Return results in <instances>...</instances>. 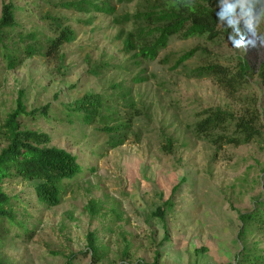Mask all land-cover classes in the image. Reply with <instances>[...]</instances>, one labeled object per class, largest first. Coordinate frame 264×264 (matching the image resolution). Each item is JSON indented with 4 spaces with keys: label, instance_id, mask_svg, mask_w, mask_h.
Instances as JSON below:
<instances>
[{
    "label": "rangeland",
    "instance_id": "1",
    "mask_svg": "<svg viewBox=\"0 0 264 264\" xmlns=\"http://www.w3.org/2000/svg\"><path fill=\"white\" fill-rule=\"evenodd\" d=\"M27 1L0 0V15L3 4L23 6ZM98 1L108 2L118 15L134 12L133 4ZM60 14L77 34L76 41L62 51L67 59L61 69L39 58L27 59L14 70L5 69L0 61V125L15 109L20 92L26 112L49 105L51 121L22 118L20 124L46 133L51 146L75 156L84 175L56 207L42 206L29 183L2 184L7 196L30 213L29 219L20 215L17 219L27 218L28 228L33 224L35 228L28 239L18 240L11 239L18 232L11 227L0 249V262L66 264L68 256L74 255V264H93L88 245L96 239L104 251L97 264H234L241 251L238 217L251 212L257 201L264 202V86L259 77L264 23L248 24L238 48L229 41L206 45L194 39L171 40L156 61L142 62L138 68L119 53L110 17ZM24 18L19 15V22L24 23ZM196 46H207L214 60L227 63L241 57L253 65L254 73L240 97L255 98L262 129L259 140L217 150L191 138L188 127L196 113L220 107L238 114L243 109L242 99L228 97L210 80L186 78L173 63L161 61L165 55L173 60ZM86 56L91 63L102 61L121 69L108 67L95 78L88 75ZM198 60L194 58L187 67ZM114 83L132 89L135 110L126 106L122 112L135 119L134 133L125 145L105 150L106 139L65 122L63 105ZM166 137L172 141L168 154L162 151ZM5 147L0 139V152ZM158 209L161 215L156 214ZM127 247L130 260L119 259Z\"/></svg>",
    "mask_w": 264,
    "mask_h": 264
},
{
    "label": "trees",
    "instance_id": "2",
    "mask_svg": "<svg viewBox=\"0 0 264 264\" xmlns=\"http://www.w3.org/2000/svg\"><path fill=\"white\" fill-rule=\"evenodd\" d=\"M119 3L133 4L134 12L118 15L108 2L98 0H28L23 6L11 2L3 4L0 15V61L5 69L14 70L27 59L39 58L46 65L57 64L61 69L67 59L62 51L77 37L66 17L60 14L63 12L110 17L117 30L115 39L121 47L119 53L129 57L133 66L138 68L142 62L156 61L167 50L171 40L194 39L206 45H220L229 41L228 32L231 30H225L216 15L219 0H191L190 3L189 0H119ZM19 15L25 17L24 23L19 22ZM208 52L207 46H196L173 60L170 55H165L161 61L173 63L174 69L183 70L186 78L210 80L228 97L242 99L243 109L237 114L220 107L207 108L194 115L188 133L194 140L217 150L226 146H245L259 140L262 129L255 98L240 97L246 89L248 77L254 73L253 65L241 57L227 63L220 62L209 57ZM194 58L199 60L188 68L187 63ZM84 61L89 65L88 75L95 78L100 77L108 67L121 69L107 62L91 63L88 56ZM259 77L264 86L263 63L259 67ZM133 82L141 81L134 79ZM131 91V88L124 87V83H114L98 94H88L72 105H63L65 122L89 129L106 139L103 143L105 150L123 146L134 133L132 127L135 119L122 112L126 106L135 110ZM40 117L51 121L50 106L26 112L25 97L20 92L15 109L0 125V139L6 143L0 152V249L4 247L6 234L11 227L18 230L11 239L18 240L28 239L35 228L34 224L31 228L27 226L26 220L30 218L28 210L20 209L21 205H16V200L3 191L1 186L5 181L19 180L31 184L42 206L56 207L66 190L71 191V187L84 175L75 156L51 146L46 133L26 129L20 124L22 118L36 121ZM171 149V138L166 137L162 151L168 154ZM176 190L177 187L173 188V191ZM166 206L172 207L169 202H166ZM156 214L161 215V209ZM17 215L27 218L21 222ZM238 219L241 225L237 239L241 242V251L235 257L234 264H264V246H261L264 245V202L257 201L251 212L240 214ZM88 246L93 264L104 259L101 254L104 251L97 245L96 239L91 240ZM128 253L127 247L119 259L130 260ZM74 260L75 256L70 255L66 264H74ZM135 264L143 263L137 261Z\"/></svg>",
    "mask_w": 264,
    "mask_h": 264
},
{
    "label": "clouds",
    "instance_id": "3",
    "mask_svg": "<svg viewBox=\"0 0 264 264\" xmlns=\"http://www.w3.org/2000/svg\"><path fill=\"white\" fill-rule=\"evenodd\" d=\"M217 7L218 22L225 30H231L228 39L234 47L242 45L244 29L248 24L259 26L264 23V0H219ZM257 7L261 9L259 13ZM242 22L243 28L240 26Z\"/></svg>",
    "mask_w": 264,
    "mask_h": 264
}]
</instances>
